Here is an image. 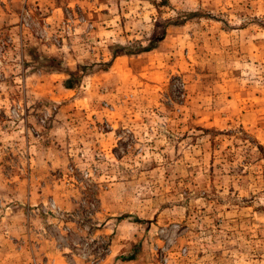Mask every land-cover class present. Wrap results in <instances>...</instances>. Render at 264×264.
I'll list each match as a JSON object with an SVG mask.
<instances>
[{
  "label": "rangeland",
  "instance_id": "1",
  "mask_svg": "<svg viewBox=\"0 0 264 264\" xmlns=\"http://www.w3.org/2000/svg\"><path fill=\"white\" fill-rule=\"evenodd\" d=\"M6 244L264 264V0H0Z\"/></svg>",
  "mask_w": 264,
  "mask_h": 264
},
{
  "label": "crops",
  "instance_id": "2",
  "mask_svg": "<svg viewBox=\"0 0 264 264\" xmlns=\"http://www.w3.org/2000/svg\"><path fill=\"white\" fill-rule=\"evenodd\" d=\"M9 230V229H8ZM8 236V235H7ZM6 241H9V240H7V239H4V241L3 242H6ZM23 241V243H24V241H25V237H21V242ZM9 248H4V250H2L1 248H0V261L3 263V264H5L4 262L6 261V262H8L6 259H8L9 258V256H12V250H13V248H11L10 247V245L9 244H6ZM52 259H53V264H63V261H62V259L61 258H59L58 256H56V255H53V257H52ZM108 261V260H107ZM110 263V261L108 262V263H105V264H109Z\"/></svg>",
  "mask_w": 264,
  "mask_h": 264
},
{
  "label": "built area",
  "instance_id": "3",
  "mask_svg": "<svg viewBox=\"0 0 264 264\" xmlns=\"http://www.w3.org/2000/svg\"><path fill=\"white\" fill-rule=\"evenodd\" d=\"M98 244L100 245V243H98ZM101 244L102 245L97 250V254L95 253V255L90 256L92 259L99 260V259H101L102 257H104L107 254L108 248L107 247H104L103 242H101Z\"/></svg>",
  "mask_w": 264,
  "mask_h": 264
}]
</instances>
